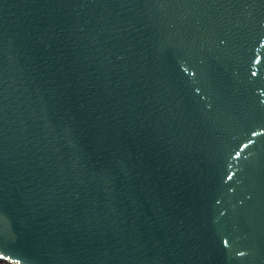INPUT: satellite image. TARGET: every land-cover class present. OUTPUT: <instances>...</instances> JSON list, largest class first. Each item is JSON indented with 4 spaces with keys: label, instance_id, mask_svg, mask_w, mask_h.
<instances>
[{
    "label": "water",
    "instance_id": "1",
    "mask_svg": "<svg viewBox=\"0 0 264 264\" xmlns=\"http://www.w3.org/2000/svg\"><path fill=\"white\" fill-rule=\"evenodd\" d=\"M0 260L264 264V0H0Z\"/></svg>",
    "mask_w": 264,
    "mask_h": 264
},
{
    "label": "rangeland",
    "instance_id": "2",
    "mask_svg": "<svg viewBox=\"0 0 264 264\" xmlns=\"http://www.w3.org/2000/svg\"><path fill=\"white\" fill-rule=\"evenodd\" d=\"M0 264H11V263H8L7 261L4 260H0Z\"/></svg>",
    "mask_w": 264,
    "mask_h": 264
},
{
    "label": "snow or ice",
    "instance_id": "3",
    "mask_svg": "<svg viewBox=\"0 0 264 264\" xmlns=\"http://www.w3.org/2000/svg\"><path fill=\"white\" fill-rule=\"evenodd\" d=\"M254 75H255V73H254Z\"/></svg>",
    "mask_w": 264,
    "mask_h": 264
}]
</instances>
